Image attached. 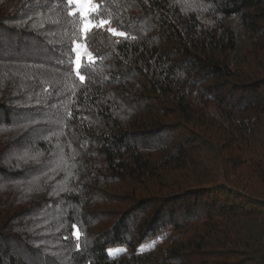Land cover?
Wrapping results in <instances>:
<instances>
[{
	"label": "trees",
	"instance_id": "1",
	"mask_svg": "<svg viewBox=\"0 0 264 264\" xmlns=\"http://www.w3.org/2000/svg\"><path fill=\"white\" fill-rule=\"evenodd\" d=\"M93 2L0 0V264H264V0Z\"/></svg>",
	"mask_w": 264,
	"mask_h": 264
},
{
	"label": "rangeland",
	"instance_id": "2",
	"mask_svg": "<svg viewBox=\"0 0 264 264\" xmlns=\"http://www.w3.org/2000/svg\"><path fill=\"white\" fill-rule=\"evenodd\" d=\"M75 8H76V11L80 14V17L83 18V25L85 23H89V22H92L91 20H89V13L94 11L96 8L95 7H92V8H89V6L85 3H81V4H75ZM94 27L90 28L87 32H85L83 30V36L85 37L88 32L90 30H92ZM109 30L111 32L115 31L114 28H111L109 27ZM77 45H79L80 47L77 48ZM86 44L83 42V43H80V44H76L75 45V53H76V65L77 67L80 66L83 61L85 62H89V61H92L93 60V57L92 55L90 54V52L88 51V49L86 48L85 46ZM38 54V53H37ZM35 58L37 59H48L50 60L51 59V56L50 54H44V53H39ZM79 58V59H78Z\"/></svg>",
	"mask_w": 264,
	"mask_h": 264
},
{
	"label": "snow or ice",
	"instance_id": "3",
	"mask_svg": "<svg viewBox=\"0 0 264 264\" xmlns=\"http://www.w3.org/2000/svg\"><path fill=\"white\" fill-rule=\"evenodd\" d=\"M66 3L71 7L74 3L75 4H81V3H85V4H87L88 6H89V8H92V7H95V8H97L98 9V5H95L94 4V2H93V0H66ZM70 15H75V12H70L69 13ZM91 19V18H90ZM96 22H98L99 24H104L106 21L105 20H103L102 18H98L97 19V21ZM96 26V23H92V22H89V23H85L84 25H83V30L85 31V32H87L90 28H92V27H95ZM113 35H117V36H127V33L126 32H115V31H113ZM80 46L79 45H77V48H79ZM79 59V58H78ZM80 79H81V81H83L84 79H85V77L83 76V75H81L80 76ZM75 234V236H76V238L77 239H79V232L77 231V232H75L74 233ZM77 247H78V245H77Z\"/></svg>",
	"mask_w": 264,
	"mask_h": 264
}]
</instances>
